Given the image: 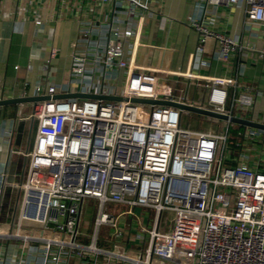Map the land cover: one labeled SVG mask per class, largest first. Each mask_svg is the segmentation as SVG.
I'll list each match as a JSON object with an SVG mask.
<instances>
[{
  "label": "built area",
  "instance_id": "2783aa9c",
  "mask_svg": "<svg viewBox=\"0 0 264 264\" xmlns=\"http://www.w3.org/2000/svg\"><path fill=\"white\" fill-rule=\"evenodd\" d=\"M5 2H111L126 5L131 17L136 9L148 10L150 0H0V7ZM203 2L242 7L250 23L264 26V0ZM204 13L188 19L198 37L195 52L211 38L218 58L228 63L238 42L209 28ZM49 21L34 17L38 27ZM139 45L131 29L117 27L105 44L86 33L71 44V73L83 79L99 72L101 83L66 94L119 100L55 98L56 84L35 85L33 95L45 99L31 101L29 112L18 115L33 121L35 132H29L31 147L15 152L23 170L10 184L16 191L11 219L0 220V264H264V131L242 126L231 137L233 123L210 117L223 122L221 130L181 126L182 109L131 101L190 104L255 121L242 115L252 97L235 91L227 108L235 79L140 64ZM53 56L52 49L48 63ZM172 77L203 80V102L170 86ZM86 199L97 211L84 242L79 223ZM116 206L123 208L112 211ZM102 227L108 235L100 240Z\"/></svg>",
  "mask_w": 264,
  "mask_h": 264
},
{
  "label": "crops",
  "instance_id": "0c3cea01",
  "mask_svg": "<svg viewBox=\"0 0 264 264\" xmlns=\"http://www.w3.org/2000/svg\"><path fill=\"white\" fill-rule=\"evenodd\" d=\"M86 3L36 2L28 6L22 2H5L1 5L0 91L4 92L6 98H22L24 92L28 97H35L33 89L38 84H56V95L60 98H66L64 94L68 90L78 92L86 90L88 86H97L100 82L99 72H95L94 77L85 75L83 79L71 73L72 42L86 33L91 40L105 44L116 27L129 28L140 41L137 52L140 64L233 78L235 85L228 88L229 97L232 98L235 91L249 94L253 104L242 115L264 123V26L250 23L242 7L205 6L203 0H150L148 10L136 9L129 17L126 5L110 2L92 6ZM203 12L204 22L209 28L238 42L239 47L228 63L218 58V45L214 39H207L203 51L195 52L198 37L189 26L188 19ZM35 16L50 21L38 27L34 24ZM52 49L54 56L48 63ZM89 50L87 47L76 49ZM122 78L123 72H119L116 86L122 83ZM166 82L170 86L180 87L191 102H203V80L172 77ZM66 83L70 86H66ZM30 102L0 106V172L5 173L4 180L0 181L2 222L11 219L16 191L12 192L10 184L23 170V160L15 152L31 147V120L18 117L29 112ZM8 133L9 142L6 140ZM10 166L13 169L12 181L7 180ZM7 186L9 191L6 190ZM121 208L123 206H116L111 210L117 212ZM96 211L95 202V214ZM131 227L134 234L136 224L133 223ZM88 235L83 232V237L87 238Z\"/></svg>",
  "mask_w": 264,
  "mask_h": 264
},
{
  "label": "water",
  "instance_id": "95a60500",
  "mask_svg": "<svg viewBox=\"0 0 264 264\" xmlns=\"http://www.w3.org/2000/svg\"><path fill=\"white\" fill-rule=\"evenodd\" d=\"M53 97H59L57 95H54ZM64 97H78V98H87V99H98V100H119L120 97L118 96H111V95H100V94H94V93H67L64 94ZM40 99H45L43 96H35V97H23V98H9L5 100H0V106L3 105H9V104H18V103H23L26 101H35V100H40ZM132 102H138V103H151V104H166V105H173L176 106L182 110H185L187 112L199 114L201 116H206L210 117L213 119H217L220 121H226L229 123H233L239 126H248L256 129H260L264 131V123L261 122H255L250 119H245L237 116H232V115H227V114H222V113H217L214 111H211L206 108H202L199 106L195 105H190V104H178V103H170V102H165V101H154V100H144V99H138V98H133L131 100ZM32 123V131L31 134L33 135L35 132V123L31 121ZM12 172L13 169L10 166L8 170V181H12ZM6 190L9 191V186L6 187Z\"/></svg>",
  "mask_w": 264,
  "mask_h": 264
},
{
  "label": "rangeland",
  "instance_id": "374dc122",
  "mask_svg": "<svg viewBox=\"0 0 264 264\" xmlns=\"http://www.w3.org/2000/svg\"><path fill=\"white\" fill-rule=\"evenodd\" d=\"M181 126L211 128V129L221 130L223 127V122L215 123V121L208 119L205 116H201L199 114H195V113H191V112H187L183 110L181 114ZM237 129H238L237 126L233 124L232 128L229 131V134L231 137H233L234 132L237 131ZM84 205L85 206L83 207L82 212H81L79 230H82L83 232H86L87 234H92L93 233V218L95 215V201L93 199H86L84 201ZM136 211L138 212L139 210L136 209ZM107 235H108L107 228L104 229L102 227L99 231V239L101 240L105 238ZM133 246H136V244L133 243Z\"/></svg>",
  "mask_w": 264,
  "mask_h": 264
},
{
  "label": "trees",
  "instance_id": "16d2710c",
  "mask_svg": "<svg viewBox=\"0 0 264 264\" xmlns=\"http://www.w3.org/2000/svg\"><path fill=\"white\" fill-rule=\"evenodd\" d=\"M230 106H231V98L229 97V99H228V103H227V108H230ZM240 127V128H239ZM237 130H240V129H242V126H237ZM236 133V131L234 132V134ZM231 141H233V139H231ZM82 241H84V242H86L87 241V238H85V237H82Z\"/></svg>",
  "mask_w": 264,
  "mask_h": 264
}]
</instances>
